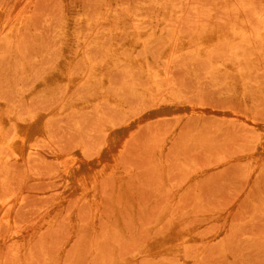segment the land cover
Returning <instances> with one entry per match:
<instances>
[{
	"label": "rangeland",
	"instance_id": "1",
	"mask_svg": "<svg viewBox=\"0 0 264 264\" xmlns=\"http://www.w3.org/2000/svg\"><path fill=\"white\" fill-rule=\"evenodd\" d=\"M17 1L27 17L15 38L0 37V110L39 117L46 141L26 164L0 163L20 235L15 250L0 246V264H264V49L236 61L239 46L219 44L170 66L152 40L151 63L170 71L156 90L137 68L110 62L124 34L88 25L118 10L123 19L107 28L136 29L143 14L141 29L191 35L207 26L198 2L220 28L238 18L221 0H174L181 12L170 15L162 6L171 0ZM236 2L264 11V0ZM60 63L73 73L69 89L46 85L63 75ZM86 63L101 72L104 94L84 80ZM239 69L249 83L231 79ZM56 155L76 160L92 191L67 184Z\"/></svg>",
	"mask_w": 264,
	"mask_h": 264
},
{
	"label": "bare ground",
	"instance_id": "2",
	"mask_svg": "<svg viewBox=\"0 0 264 264\" xmlns=\"http://www.w3.org/2000/svg\"><path fill=\"white\" fill-rule=\"evenodd\" d=\"M221 1L223 10L228 16V19L230 20L233 16L238 18L237 21L235 20V22H237L236 26L234 22H229L225 25V28L218 27L217 15L215 13L213 14V12L206 14V11L198 4L199 2L197 3L195 0H186V4H191V2L197 3L195 8L198 11V14L196 15L200 21H206L207 26H196L195 32L191 35L185 34L186 32L183 33L179 29V26H176L174 29L168 30L167 32L162 30L155 31L141 29L139 28V25H141L143 17H145L143 14L142 16L140 14L134 15V17H136L134 20L140 22L136 29L126 30L122 29V27L107 28L113 19L118 21L123 19L124 16L118 10H114V12L109 13L108 16H101L98 19L91 20L88 22V25L104 26V34L108 36L124 34L126 36V41L122 45L121 52L116 53V49L113 50L110 54V62L116 63L117 60H121L130 64V66L139 70L143 80L155 86L156 90H162L161 86H159L160 84L157 82L160 79H163L164 82L170 71H159L157 69L158 66H154V63H151L153 61L149 55V44L152 40L161 42L162 51L160 53L159 61H165L170 66L177 57L183 56L184 54H193L195 57L207 58L212 50L218 47L219 44L231 46L235 44L236 46H239L234 53L235 56L233 59L236 61H239L240 59H244L245 61L247 59H253L249 54L254 52L250 53V51L254 49H264V11L250 10L251 6H248V4L243 2H236V0ZM253 1L263 2V0ZM16 3H18L17 0H7L6 5L0 4V37H5L7 39L13 38L14 36L16 37L18 29L24 27L27 16L18 13L21 9L13 7ZM179 4L180 5H177L174 0H171V4L168 6H162V9H165L169 15L176 11L179 13L181 12L182 2L179 1ZM204 11L206 15L204 14ZM248 11H250L252 16L257 20L255 25L247 20L246 17H248V14L246 15V13H248ZM129 14L133 15L132 13ZM130 15H127L128 19H131ZM107 17H109V20L106 19ZM193 17L195 18L196 16ZM194 18H192V22L196 21L193 20ZM162 22H160V24L164 27L165 25ZM229 24H231V27ZM195 25L194 22V26ZM239 51L244 53L249 52V54L247 53V57L241 56L243 53L239 55ZM117 54H120V57H116ZM232 65H234V63H232ZM93 66L92 63L87 64V76L84 77V80L88 84H94L100 88L104 94L107 90L106 82L103 80L101 72ZM58 68L63 75H60L57 78L52 76L46 79V85L60 84L61 87L69 89L70 86L75 84V80L72 79L73 73H71L69 65L60 63ZM224 70L226 72H232L231 69H228V67L224 65L219 66L218 72ZM244 71L245 70L242 69L234 71L231 79L235 77L234 80L236 82L240 80L243 81V83H249V73L246 72L247 70ZM168 81H170V79ZM165 95L166 98L169 97V99H173V96L170 95V93ZM45 141L46 128L44 122L39 117L19 119L15 115L6 116V114L0 110V163L5 162L7 165H9L8 162L26 164L30 160L31 155L36 153V144L45 143ZM54 159L57 163L61 164L63 179L66 177L65 182L67 184L73 183L77 191H92L90 187L92 177L81 173L80 165L76 160L70 158L64 159L60 155H56ZM1 189L2 185L0 184V246L15 250L18 247V238L20 236L17 221L13 212L15 200L11 195H8V193L2 192Z\"/></svg>",
	"mask_w": 264,
	"mask_h": 264
}]
</instances>
